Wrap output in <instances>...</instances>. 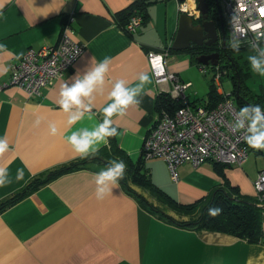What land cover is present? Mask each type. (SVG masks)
Segmentation results:
<instances>
[{
	"label": "crops",
	"instance_id": "0c3cea01",
	"mask_svg": "<svg viewBox=\"0 0 264 264\" xmlns=\"http://www.w3.org/2000/svg\"><path fill=\"white\" fill-rule=\"evenodd\" d=\"M134 2L0 0V84L10 81L13 66L29 49L56 45L70 14L72 39L85 45V52L73 68L52 85L41 88L39 95L29 97L10 84L0 92V136H5L9 145L0 153V167L8 169L11 180L0 187V203L15 197L31 182L82 160L66 137L79 129L94 128L104 118L102 109L110 102L115 81L124 79L129 86H135L141 73L150 77L142 90L141 103L113 118L120 133L115 137L119 149L134 164L144 162L152 183L178 203L203 202L228 184L257 202L254 182L264 168V149L249 147V156L241 165L218 169L213 162L197 167L182 164L176 182L163 159L141 160L145 140L157 122L158 97L170 90L169 83H156L147 54L150 49L173 46L182 12L180 0H154L148 6L147 20L140 15L143 24L138 32L128 33L125 10ZM119 14L124 21L119 20ZM217 26L219 39L215 44L223 49L229 44V35L226 29L224 43L221 26ZM186 52L172 48L168 67L192 83L190 102L209 106L210 78H204L199 70L204 64ZM238 55L240 62L246 58L245 53ZM104 57H109L111 64L102 92L95 94L93 116L89 119L86 113L82 120L70 125V113L59 105L61 88ZM223 78L218 93L232 92L225 91ZM260 90L264 93L263 85ZM52 123L57 127L55 135L50 130ZM111 143L110 138L95 156L108 154ZM106 166L101 161L93 162L84 169L64 173L3 211L0 264H264V208L262 237L257 243L227 233L179 227L142 207L121 181L105 199L98 200L94 177ZM18 170H22L20 180L16 179ZM131 187L176 220L188 219L142 187Z\"/></svg>",
	"mask_w": 264,
	"mask_h": 264
},
{
	"label": "built area",
	"instance_id": "2783aa9c",
	"mask_svg": "<svg viewBox=\"0 0 264 264\" xmlns=\"http://www.w3.org/2000/svg\"><path fill=\"white\" fill-rule=\"evenodd\" d=\"M217 1L229 35V43L233 35L229 20L233 16L245 28L249 25L253 29L259 26V30L264 31V0ZM179 9L192 18L201 17L197 0L181 1ZM72 23L73 14H70L56 45L45 46L40 50L29 49L21 61L13 66L10 81L0 84V92L10 84L26 92L29 97L39 95L41 88L52 85L56 79L71 70L85 52V45L72 39ZM142 24L143 18L133 15L126 25V32L136 33ZM253 35V31L249 30L241 48L250 47L247 40ZM170 46L150 49L147 58L156 83H169L170 90L167 93L180 106H165L159 110L157 122L142 149L144 160L163 159L175 182L179 180L178 167L185 163L196 167L206 162L241 165L249 156V146L244 141L242 132L232 130L234 116L239 110L235 97L232 92H224L222 94L225 99L215 107L190 104L188 92L192 83L184 81L169 69ZM199 70L203 74L209 73L208 65L201 66ZM224 76L225 71L218 69L215 81L220 91V80ZM254 187L258 204L263 205L264 168L255 180Z\"/></svg>",
	"mask_w": 264,
	"mask_h": 264
},
{
	"label": "trees",
	"instance_id": "16d2710c",
	"mask_svg": "<svg viewBox=\"0 0 264 264\" xmlns=\"http://www.w3.org/2000/svg\"><path fill=\"white\" fill-rule=\"evenodd\" d=\"M154 0H135V2L129 7L126 11V20L124 21L122 14L120 18L126 22L127 20L133 15H141L144 17V21L148 18L147 9L148 6ZM210 7L216 5V0H207ZM128 17V18H127ZM68 18V17H67ZM67 18L65 22L67 21ZM198 20L196 22H200ZM64 22V24H65ZM264 42V41H262ZM228 53H221L220 60L218 66H211L208 65L209 73L211 74L210 77V84H209V98H210V105L214 107L223 99L225 96L223 94L218 93V86L215 81V75L217 70L225 71L226 76H230V79L233 82L234 89L232 90V94L235 97L236 104L238 109L247 105H255L260 104L264 107V93L255 94L253 93L247 86H246V78L244 72L241 71L243 69L239 55L238 57H232L229 55V50H232L227 44ZM172 47L170 48L171 52ZM247 49L240 48L239 51H244ZM221 50L219 48L213 47H201V46H193L190 50H187V54L191 55L194 59L197 56L210 53L212 51ZM233 51V50H232ZM229 57V63L226 66H222L221 63L225 59V57ZM238 59V61L236 60ZM239 62V63H238ZM199 64L198 66H200ZM201 67V66H200ZM232 69L234 73L229 72V69ZM244 70V69H243ZM204 74V75H208ZM223 78V77H222ZM229 93V92H226ZM190 104L195 105L193 102ZM170 107V106H180V103L177 101H173L170 98L168 93H162L158 97V110L162 107ZM111 147L109 153L106 154L102 152L97 156H92L87 159H82L77 161L73 164L68 165L65 168L52 171L49 173V177L42 179V180H35L27 185L21 192H19L15 197L11 198L10 200L4 201L0 203V214L5 211L8 207L12 204L16 203L18 200L30 195L40 186L46 184L47 182L51 181L52 179L57 178L58 176L71 172L76 171L78 169H84L89 166L93 162H104L106 165L113 159L123 160L126 163V172L125 177L121 182L124 184L125 190L131 194L133 197L137 199L139 204L148 209L151 212L158 213L159 217L175 224L179 227L185 228H193L196 230H206L212 232H222L231 235H235L237 237L243 238L248 240L251 243H257L261 240L262 237V209L264 208L263 205L258 204L254 199L243 195L237 186L226 185L223 188H219L216 190L211 197L203 202L193 203L189 205H184L181 203L176 202L172 197H170L167 193L163 190L155 186L150 178L148 177V173L145 170L144 162L139 161L137 164H134L130 157L125 154L122 150L119 149L117 146V142L115 137L111 138ZM143 161L144 158L142 156ZM218 169L224 168L226 166H232L229 164L213 162ZM104 165V164H103ZM105 166V165H104ZM131 184L138 185L143 189L147 190L150 194L156 197L159 201L164 203L167 207L174 210L177 214L181 216L189 217L187 220H176L172 216L166 214L161 209L156 208L152 203H150L144 196L140 195L137 191H135ZM210 207H218L222 209L221 213L215 217L210 216L208 214V209Z\"/></svg>",
	"mask_w": 264,
	"mask_h": 264
},
{
	"label": "clouds",
	"instance_id": "9594fccd",
	"mask_svg": "<svg viewBox=\"0 0 264 264\" xmlns=\"http://www.w3.org/2000/svg\"><path fill=\"white\" fill-rule=\"evenodd\" d=\"M229 24L232 26L233 33L229 47L233 51L238 52L247 39L248 31H253V37L247 42L255 54L248 56V62L254 74L264 77V46H261V41H264V31H260L259 26L255 29L251 25L245 28L238 22L236 16L230 18ZM110 64L111 59L104 57L87 71L78 73L73 82H66L62 86L59 105L65 112L70 113L68 121L70 125L78 123L86 113L89 119L92 118L95 94L102 92ZM147 83H150L147 73L139 75L138 83L135 86H129L124 79L115 81L108 97L110 102L102 109L103 120L92 129H79L66 137L81 159L95 156L102 145H106L110 138L120 134L118 127L113 123V118L125 115L130 106L141 103L140 96ZM39 123L40 121L37 119L36 124ZM50 130L53 135L57 133L54 123L50 124ZM232 130L242 132L244 141L249 147L264 149V107L260 104L241 107L234 116ZM8 147L7 138L0 136V153L7 151ZM126 167L123 160L113 159L95 174V195L98 200L105 199L113 191L114 186L124 179ZM16 179H22V170H18ZM8 183H11L9 171L7 168L0 167V187ZM221 211L222 209L218 207H210L208 214L215 217Z\"/></svg>",
	"mask_w": 264,
	"mask_h": 264
},
{
	"label": "water",
	"instance_id": "95a60500",
	"mask_svg": "<svg viewBox=\"0 0 264 264\" xmlns=\"http://www.w3.org/2000/svg\"><path fill=\"white\" fill-rule=\"evenodd\" d=\"M184 1V0H180ZM198 9L201 11V21L195 24L197 19L192 18L187 13H182L179 19L177 35L172 46L176 52L190 50L193 44L198 46L215 44L219 39L218 26H221V31L224 35V43L226 42V26L220 12L219 3L216 0V5L219 8L220 16L217 19L211 17V7L207 0H197ZM199 63L204 65L218 66L220 53L202 54L196 58Z\"/></svg>",
	"mask_w": 264,
	"mask_h": 264
},
{
	"label": "rangeland",
	"instance_id": "374dc122",
	"mask_svg": "<svg viewBox=\"0 0 264 264\" xmlns=\"http://www.w3.org/2000/svg\"><path fill=\"white\" fill-rule=\"evenodd\" d=\"M197 19H199V18H197ZM261 46H264V42H261ZM239 53H245L246 54V58H244V59L241 60V65H242L243 69L245 68V70L241 69V71L244 72V75H245V78H246V86L253 93L259 94L261 92V90H260L261 89V86L263 85V87H264V77H261L258 74H254L252 72L251 67H250V64L248 62V56L255 54V52L248 51V49H245L244 51H238V52L237 51L229 50V55L232 56V57L233 56L236 57V55H238ZM229 60H230L229 57L226 56L225 59L222 61L221 65L222 66L228 65ZM236 60L238 61V59H236ZM229 72L234 73V71L231 68L229 69ZM203 77L204 78H210L211 77V74H208V75H204L203 74ZM223 81H224L223 83L225 84L224 85L225 91H229V90H233L234 89L233 82L230 79V76H226L225 75V77L223 78ZM220 82H222V81L220 80ZM257 203H258V200H257Z\"/></svg>",
	"mask_w": 264,
	"mask_h": 264
},
{
	"label": "flooded vegetation",
	"instance_id": "af4514ba",
	"mask_svg": "<svg viewBox=\"0 0 264 264\" xmlns=\"http://www.w3.org/2000/svg\"><path fill=\"white\" fill-rule=\"evenodd\" d=\"M216 3V2H215ZM219 8H218V6L217 5H215V6H212L211 7V17H213L214 19H217L219 16H220V14H219ZM198 20H201V17L199 18V19H197V21ZM200 22H196L195 21V24H199ZM193 46H198V45H196V44H193L192 45V47ZM204 46H206V47H213V48H219V49H221V50H217V51H212V52H210V53H205V54H211V53H213V52H219L220 54L221 53H228L227 51H228V48H227V44H225V46H223V49H222V46L221 45H218V43L217 44H213V45H211V46H208V45H202L201 47H204ZM221 56V55H220ZM220 58H222V57H220Z\"/></svg>",
	"mask_w": 264,
	"mask_h": 264
},
{
	"label": "bare ground",
	"instance_id": "6f19581e",
	"mask_svg": "<svg viewBox=\"0 0 264 264\" xmlns=\"http://www.w3.org/2000/svg\"><path fill=\"white\" fill-rule=\"evenodd\" d=\"M221 247V246H220Z\"/></svg>",
	"mask_w": 264,
	"mask_h": 264
}]
</instances>
